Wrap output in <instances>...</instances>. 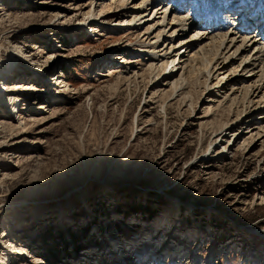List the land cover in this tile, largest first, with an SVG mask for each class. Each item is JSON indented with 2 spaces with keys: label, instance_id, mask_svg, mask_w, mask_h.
Instances as JSON below:
<instances>
[{
  "label": "rangeland",
  "instance_id": "rangeland-1",
  "mask_svg": "<svg viewBox=\"0 0 264 264\" xmlns=\"http://www.w3.org/2000/svg\"><path fill=\"white\" fill-rule=\"evenodd\" d=\"M92 1L0 0V264H103L117 247L125 264H264V118L256 104L230 112L241 93L227 86L247 76L229 73L241 55L151 96L154 47L170 46L140 42L156 19L111 27L141 0H98L110 21L90 30ZM177 1L168 11L192 21ZM236 118L249 123L221 155L214 129Z\"/></svg>",
  "mask_w": 264,
  "mask_h": 264
},
{
  "label": "bare ground",
  "instance_id": "bare-ground-1",
  "mask_svg": "<svg viewBox=\"0 0 264 264\" xmlns=\"http://www.w3.org/2000/svg\"><path fill=\"white\" fill-rule=\"evenodd\" d=\"M113 1L115 2V8H117L119 6H124V4L129 0ZM168 1L170 0H141L140 3L136 2L133 6H131V8H129L131 9V13H134L135 15L134 18L131 19L126 18L128 10H126L125 7H121V10L125 11L118 16L116 21L113 20L110 24L111 27L118 26L119 28L126 27L134 29L138 26L144 25V23L146 26L147 24L151 25L156 19V25L153 23L154 25L144 29L145 31L143 30L140 42L147 41L149 44V41L151 40L150 44L152 46H157L156 44H160L161 38L162 41L169 40V48H166L167 45L164 47H154L153 54L158 55H156L155 58H153L154 56L152 55L153 57L150 58L151 63L149 64L148 68L150 69V72L152 73L155 70H160V73L156 75V78L151 81V96L158 97L160 94L153 93L159 91H161L162 94L169 93V87L172 93H176V90L183 83L186 85L192 80L198 81L201 79L200 77H202L203 73H205L203 79H205L204 81L206 84L210 77L214 75V72H217L220 69H225L227 65L232 64L234 60H236L237 57L241 55L240 63L236 68H234V70H229V73L230 75L235 74V72L241 68V71L246 73L247 76L241 75L238 79H233V81L230 80L229 85H227L230 87L233 86L232 91L234 93L237 91H240L241 93L240 98L236 95V97H238L240 100L236 101L235 98L229 100L230 103L232 102V104L235 105L233 109V105L231 106L230 112H234V109H236L237 106H241L243 108L246 105L244 108H247L250 104H256L251 108V110L255 111L257 107H260L261 110L258 114L264 118V105H259L260 103H264L262 102L264 101V95H261V92L264 90V14L262 13L261 17H258L260 20L258 21L259 24L257 25V22L255 21L257 18L255 16L257 15L252 14L253 9L248 7L250 6V3H253L254 5L255 2L259 0H178L179 2H177L180 5L184 4L189 8V10L190 7H192V9L193 7L196 8L194 12L195 14L192 15L193 19L189 22H186L188 19H184L185 15L180 19V17L177 18L179 15L174 14L172 10L168 11ZM181 1H183V3H180ZM193 1H195L194 4ZM157 2L159 4L150 8L148 7L150 10L152 9V13L151 16L149 15L150 17L145 18L148 16V14L143 13L144 10L142 8H144V6H152L153 3ZM97 3L99 6L102 4V7L98 12V19L94 18V8L98 6ZM260 3L261 7L264 8V0H260ZM160 4L163 6L160 7ZM87 5H89V10L86 14L87 17L84 21H82L84 23L79 22L80 25H89L88 29L93 30L92 25H102L110 21L106 17L108 13L112 12L110 3H100V1L96 0L95 4H93L92 1L88 2ZM174 6H176L174 7L176 10L177 4L174 3ZM121 10L118 9L115 10V12ZM179 11L180 10L177 12ZM171 13H173V15L171 16L169 23H166V20H168V17L171 15ZM179 14L181 15V13ZM137 15L141 17L136 19ZM94 19L96 21H94ZM196 20L199 21L195 22ZM200 21H204V27H202V29L209 30V32H201L202 29H200V24H198ZM180 26H182V30L178 31L177 28ZM186 28H190L191 35L189 37L187 36L188 38L180 37L177 39V43L172 42L174 37H179L178 33H180V31H185ZM214 31L216 32L209 35ZM144 32H146V34ZM164 36H166L165 39ZM204 40L206 42H202ZM178 45L179 47H177ZM156 48L158 49L156 50ZM230 50H232L231 53L227 55ZM15 52L19 53L22 58H25V54L21 49L15 50ZM173 53H175L174 55L176 56L172 57ZM246 53H248V55H246ZM30 63L32 64V61ZM168 67H170V69L166 71ZM257 68H259V72ZM227 73L228 70H226V73L221 72L220 77L223 79ZM256 74H258L257 77H255ZM215 84L217 85V88H220L219 85L221 84V81ZM164 87H168L166 92L164 91L166 90ZM259 96L261 97L258 98ZM249 112L251 111L246 110V113L244 114L241 112V114H243L241 117L247 115ZM239 113L240 112H237L235 114ZM258 118L259 117H254L255 120ZM250 120L251 119H249V121ZM247 123H249L248 120L246 122L244 119L236 118L232 121V124L226 123L225 125L220 126L218 129H214V131H218L216 132L215 137L211 141L210 145L215 147L216 143H225L223 148L219 150V153H222L221 155H223L224 150L226 149V154H228L234 144V141H236V139H238L242 133L239 132V129L242 127V125H246ZM248 127L249 126L247 125L246 128ZM258 129L260 128H257L256 135L261 132ZM230 130L231 133H229ZM262 131H264V127L262 128ZM2 139L3 138H0V140ZM16 140H13L14 142H12L11 145H16ZM1 144H4V141H0V145ZM120 245L122 244L120 243ZM119 249L122 248L117 247L115 252L107 251V254L103 256V264H125L126 262L123 257V250L119 251ZM179 250L181 251V249ZM172 251L176 252L175 249ZM118 254L121 256V259L118 258Z\"/></svg>",
  "mask_w": 264,
  "mask_h": 264
}]
</instances>
